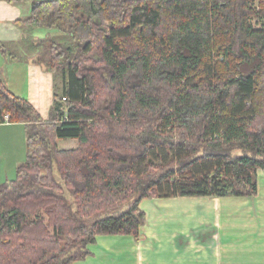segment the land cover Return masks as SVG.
<instances>
[{
	"label": "trees",
	"instance_id": "16d2710c",
	"mask_svg": "<svg viewBox=\"0 0 264 264\" xmlns=\"http://www.w3.org/2000/svg\"><path fill=\"white\" fill-rule=\"evenodd\" d=\"M29 1V34L58 29L34 45L63 84L44 120L0 79V121L27 124L28 152L0 185V264H70L98 234L139 238L146 197L257 195L264 0Z\"/></svg>",
	"mask_w": 264,
	"mask_h": 264
},
{
	"label": "crops",
	"instance_id": "0c3cea01",
	"mask_svg": "<svg viewBox=\"0 0 264 264\" xmlns=\"http://www.w3.org/2000/svg\"><path fill=\"white\" fill-rule=\"evenodd\" d=\"M30 11L29 0H0V41L8 45L10 52L7 55L0 49V79L10 91L27 99L42 117L36 100L45 96L50 99L52 83L58 77L53 79L47 66L36 60L35 38L42 37L34 34L36 27L29 34L20 20ZM43 70L45 79L41 78ZM37 77L43 89L37 85ZM26 125L22 121H0V185L16 176L17 167L27 157ZM78 145L79 140L60 148ZM257 179L255 196L143 198L139 204L146 212V221L140 227L139 238L132 234H98L88 246L91 254L70 264H264L261 168Z\"/></svg>",
	"mask_w": 264,
	"mask_h": 264
},
{
	"label": "rangeland",
	"instance_id": "374dc122",
	"mask_svg": "<svg viewBox=\"0 0 264 264\" xmlns=\"http://www.w3.org/2000/svg\"><path fill=\"white\" fill-rule=\"evenodd\" d=\"M257 1H260V0H256V3H257ZM257 6L260 8L259 3H257ZM252 21L256 26H259L264 22V18H261L259 16H255V17H253ZM34 30H35L34 34L36 36H40V37H44L48 33L56 35L58 32V29L47 28L46 26H37ZM26 51L28 54H31L28 49H26ZM28 58H30V57H28ZM46 70H47V73L49 75H52L53 79L55 77H58L57 82L54 80V82L52 83L53 84V88H52L53 90L51 91L50 99H47L48 96H45L44 98H40V99L36 100V104H37L38 108L40 109L42 117L45 119H48L50 117L51 110H52V104L54 102V94H55V92H58V91L61 92L63 79H62V75L60 72H55V71L48 70V69H46ZM41 78L42 79L47 78V74H46L45 70H43ZM37 81H38L37 85L39 86V88L43 89V86L40 83V77H37ZM39 92L44 94L43 90H40ZM46 94L47 93H45L44 95H46ZM65 108H66V106H65ZM76 141H78V139H76V138H59L58 139V145H59V147H64V146L67 147V146L73 145V143H75ZM131 203H132V201L126 202V204L123 206L122 211L127 210L131 206Z\"/></svg>",
	"mask_w": 264,
	"mask_h": 264
},
{
	"label": "built area",
	"instance_id": "2783aa9c",
	"mask_svg": "<svg viewBox=\"0 0 264 264\" xmlns=\"http://www.w3.org/2000/svg\"><path fill=\"white\" fill-rule=\"evenodd\" d=\"M65 98H66V97H65ZM9 116H10L9 114H6L5 119H6V120H9Z\"/></svg>",
	"mask_w": 264,
	"mask_h": 264
}]
</instances>
